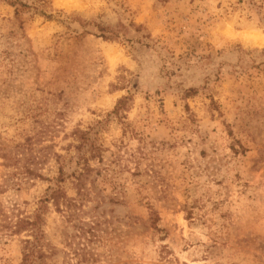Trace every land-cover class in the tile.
<instances>
[{"label": "rangeland", "instance_id": "rangeland-1", "mask_svg": "<svg viewBox=\"0 0 264 264\" xmlns=\"http://www.w3.org/2000/svg\"><path fill=\"white\" fill-rule=\"evenodd\" d=\"M39 206L28 264H264V0H0V208Z\"/></svg>", "mask_w": 264, "mask_h": 264}, {"label": "trees", "instance_id": "trees-1", "mask_svg": "<svg viewBox=\"0 0 264 264\" xmlns=\"http://www.w3.org/2000/svg\"><path fill=\"white\" fill-rule=\"evenodd\" d=\"M121 103L122 101H119L118 107ZM115 111H117V108ZM78 139L81 140L80 146L83 147L86 140L85 134H79ZM77 149H81V147L78 146ZM79 183H81L80 178L78 179V184ZM48 200L52 201L57 211H62L60 208L61 206L65 209V211H67V209H69L73 204L70 202L72 200L67 199L61 189L52 190L49 194ZM44 212V206H39L32 217H21L20 215H15V219L13 220L0 208V238L7 235H21L23 233L27 235L26 238L22 240L23 256L21 264H28L31 261V257L43 256L40 244L42 238V214Z\"/></svg>", "mask_w": 264, "mask_h": 264}, {"label": "bare ground", "instance_id": "bare-ground-1", "mask_svg": "<svg viewBox=\"0 0 264 264\" xmlns=\"http://www.w3.org/2000/svg\"><path fill=\"white\" fill-rule=\"evenodd\" d=\"M56 1L58 2V1H61V0H56Z\"/></svg>", "mask_w": 264, "mask_h": 264}]
</instances>
